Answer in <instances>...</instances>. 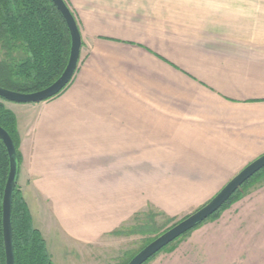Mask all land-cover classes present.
Returning <instances> with one entry per match:
<instances>
[{"label": "crops", "instance_id": "1", "mask_svg": "<svg viewBox=\"0 0 264 264\" xmlns=\"http://www.w3.org/2000/svg\"><path fill=\"white\" fill-rule=\"evenodd\" d=\"M65 1L83 40L73 80L43 103L0 102L17 119V186L52 261L57 217L59 242L85 246L73 254L115 264L134 218L185 219L264 155V0ZM259 185L149 264H216L227 239L253 240Z\"/></svg>", "mask_w": 264, "mask_h": 264}, {"label": "trees", "instance_id": "2", "mask_svg": "<svg viewBox=\"0 0 264 264\" xmlns=\"http://www.w3.org/2000/svg\"><path fill=\"white\" fill-rule=\"evenodd\" d=\"M70 50L71 39L66 22L51 0H0L1 88L23 94L48 88L64 72ZM0 127L11 136L20 162L17 119L3 102H0ZM8 174L9 157L0 140V264H5L2 203ZM263 176L264 169L247 181L208 220H217L223 210L241 200L245 190ZM12 221L16 264H55L46 240L34 226L32 213L18 186L14 194Z\"/></svg>", "mask_w": 264, "mask_h": 264}, {"label": "water", "instance_id": "3", "mask_svg": "<svg viewBox=\"0 0 264 264\" xmlns=\"http://www.w3.org/2000/svg\"><path fill=\"white\" fill-rule=\"evenodd\" d=\"M66 22L71 39V50L67 66L60 76L48 88L34 93H18L0 87V100L15 104H39L49 101L60 95L73 80L81 58L83 49L82 35L77 20L65 0H51ZM0 140L4 144L9 157V174L4 189L2 203V227L3 244L5 252V264H16L15 248L13 241L12 209L14 194L17 187L20 162L15 144L6 130L0 127ZM264 169V155L250 163L205 206L186 217L178 224L164 232L153 240L128 264H146L152 257L160 253L164 248L181 238L197 226L203 224L212 215L219 211L223 205L234 195L247 181Z\"/></svg>", "mask_w": 264, "mask_h": 264}, {"label": "rangeland", "instance_id": "4", "mask_svg": "<svg viewBox=\"0 0 264 264\" xmlns=\"http://www.w3.org/2000/svg\"><path fill=\"white\" fill-rule=\"evenodd\" d=\"M140 175L141 174H138V177ZM259 184H260L259 186H264V176L261 179H259ZM250 186H252V185H250ZM250 186L243 193V197H245L246 194L249 191H251ZM256 188H258V186H256ZM70 191H72V190H70ZM77 192H79V190H77ZM212 199H210V201ZM238 202H235L234 204H236ZM234 204H232L231 206H233ZM205 205H203V206H205ZM203 206L196 209L195 212L198 211L199 209H201ZM231 206H228L227 209H229ZM30 207L33 210L36 225L39 228L40 216H39V214L36 213L37 211L39 212V207L32 204V203L30 204ZM224 211H226V209L223 210V212L220 214V217L224 213ZM195 212H193V213H195ZM45 215H46V213L44 215H42V217H45ZM183 217L184 216H181L178 219H171V218H166L163 215L158 214L154 211L153 212L150 211L145 215H141V216L134 218V220H132L130 222V225L128 227H125L124 229L119 231L122 234H124L123 236H125L127 234H130L133 236L129 238L128 246L127 247L125 246V249H128L129 251H125V249H124L119 254V257L114 261L115 264H126L132 258V256L139 253L151 241L155 240L157 237L162 235L164 232L168 231L170 228H172L173 226L178 224L180 221H182ZM215 220L216 219L207 220L205 222H214ZM252 224L254 225V223H252ZM51 225L53 228H52V235H51L49 241H51L54 245L57 246V249H58L57 258L58 259L56 258V261H55L57 264H94L97 256L99 255V252H97V251H87V252L81 251L80 252L77 250L76 251L77 253L73 254L72 252L75 249L79 248L80 250H84L82 248L85 246L78 244V243L74 242L73 240H70L68 237H64V239H63L64 242L61 244V242H59V241L61 240V234H62V232H64V230L61 227L60 222L58 221L57 217L52 220ZM198 228H196V229H198ZM192 231H190V232H192ZM119 232H116L115 235L116 236L120 235ZM190 232L188 234H190ZM187 235L182 236L181 238L177 239L175 242L170 244L168 247L164 248L160 253H158L154 258H152L146 264H149L151 261L156 259V257L158 258V256L162 253L164 255L165 254L170 255L175 250L176 246L183 242V240L187 237ZM107 239L108 238H106V241H107L106 245H109L110 243H112L111 242V241H113L112 239H110V241ZM227 240H228V243L226 246L227 250L225 248L223 249V247L220 249L221 246L218 245V247L219 246L220 247L216 250V252H217L216 256H218L220 254L223 256V258L222 257L218 258L216 260V264H235L241 258L243 260L240 261L239 264H264V227L258 228L257 233H256V237L253 240L249 239L248 241L245 240V242H243L242 240H239L237 238H230ZM227 240H225V241H227ZM108 255H110V254H108Z\"/></svg>", "mask_w": 264, "mask_h": 264}]
</instances>
